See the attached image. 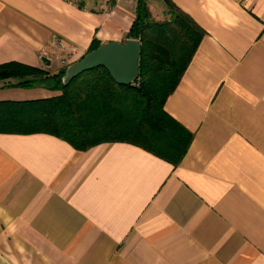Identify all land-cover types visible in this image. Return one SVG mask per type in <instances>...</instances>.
I'll list each match as a JSON object with an SVG mask.
<instances>
[{
	"label": "crops",
	"instance_id": "obj_1",
	"mask_svg": "<svg viewBox=\"0 0 264 264\" xmlns=\"http://www.w3.org/2000/svg\"><path fill=\"white\" fill-rule=\"evenodd\" d=\"M136 1L0 0V64L54 74L123 43ZM172 1L205 32L164 104L193 133L183 158L0 132V264H264V0ZM16 81L0 101L58 93Z\"/></svg>",
	"mask_w": 264,
	"mask_h": 264
},
{
	"label": "trees",
	"instance_id": "obj_2",
	"mask_svg": "<svg viewBox=\"0 0 264 264\" xmlns=\"http://www.w3.org/2000/svg\"><path fill=\"white\" fill-rule=\"evenodd\" d=\"M168 17L152 18L150 0H137L128 37L140 41L138 77L127 85L116 83L103 66L74 77L64 85V70L54 74L17 61L0 64V80L16 79L29 87L36 80L51 81L54 96L26 101H0V132H47L77 149L122 141L177 165L193 133L164 109L204 30L172 0H161ZM93 39L87 52L96 49ZM86 52V53H87Z\"/></svg>",
	"mask_w": 264,
	"mask_h": 264
},
{
	"label": "water",
	"instance_id": "obj_3",
	"mask_svg": "<svg viewBox=\"0 0 264 264\" xmlns=\"http://www.w3.org/2000/svg\"><path fill=\"white\" fill-rule=\"evenodd\" d=\"M140 41L128 38L123 43L110 41L100 44L96 49L85 53L78 60L65 67L62 82L68 84L83 71L103 66L108 70L113 80L122 85L133 83L138 77V59ZM41 60L49 64L46 57Z\"/></svg>",
	"mask_w": 264,
	"mask_h": 264
},
{
	"label": "rangeland",
	"instance_id": "obj_4",
	"mask_svg": "<svg viewBox=\"0 0 264 264\" xmlns=\"http://www.w3.org/2000/svg\"><path fill=\"white\" fill-rule=\"evenodd\" d=\"M150 10L154 20L161 21L168 17L165 6L161 0H150ZM48 83H51V81H48Z\"/></svg>",
	"mask_w": 264,
	"mask_h": 264
},
{
	"label": "built area",
	"instance_id": "obj_5",
	"mask_svg": "<svg viewBox=\"0 0 264 264\" xmlns=\"http://www.w3.org/2000/svg\"><path fill=\"white\" fill-rule=\"evenodd\" d=\"M68 1L74 2L75 0H68Z\"/></svg>",
	"mask_w": 264,
	"mask_h": 264
}]
</instances>
